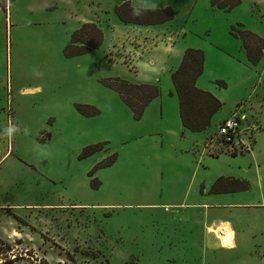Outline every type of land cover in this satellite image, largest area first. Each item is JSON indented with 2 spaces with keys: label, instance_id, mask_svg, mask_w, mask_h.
I'll list each match as a JSON object with an SVG mask.
<instances>
[{
  "label": "rangeland",
  "instance_id": "374dc122",
  "mask_svg": "<svg viewBox=\"0 0 264 264\" xmlns=\"http://www.w3.org/2000/svg\"><path fill=\"white\" fill-rule=\"evenodd\" d=\"M134 2L171 8L173 17L167 20L171 25L156 35L163 33L161 40L172 45L185 32L189 47L204 53L197 87H210L219 94L218 116L231 108L235 98L243 108L264 88V0H239L229 10L211 0ZM24 3L21 0L10 10L0 7V158L8 151L0 159V201L57 200L65 205L0 206V263L264 264V207L208 208V223L211 218L232 221L237 243L230 249L216 246L202 224L178 216L172 206L153 204L168 202L186 182L170 177L161 164L172 159L170 135H163L164 147L158 148V132L171 127L170 105L176 98L170 92L171 79L160 76L155 104L139 121L133 120L117 92L101 82L120 75L115 64L135 73V63L126 55L117 58L121 45L108 46L106 34L105 44L67 57L63 48L73 31L67 34L65 26L53 23L55 18L29 12ZM237 22L263 41L256 63L248 59L241 40L230 34L232 25L235 31L242 28ZM127 41L140 44L135 38ZM76 104L98 112L83 115ZM161 108L167 120H160ZM8 124L17 128L10 138L3 131ZM153 131L155 135H148ZM132 135H142L134 152L123 143ZM98 142L104 143L101 150L78 159L83 147ZM114 152L116 161L87 174ZM226 163L221 158L217 165ZM178 165L182 173L187 171L182 158ZM243 196L248 197L226 195L222 201H258L255 189Z\"/></svg>",
  "mask_w": 264,
  "mask_h": 264
},
{
  "label": "crops",
  "instance_id": "0c3cea01",
  "mask_svg": "<svg viewBox=\"0 0 264 264\" xmlns=\"http://www.w3.org/2000/svg\"><path fill=\"white\" fill-rule=\"evenodd\" d=\"M20 1L21 0H5V8L8 7L7 10H10L11 5H16ZM23 3L24 5H28L29 12L34 10L36 12L48 13L47 19L55 18L56 21L53 23L65 26L67 34L77 29L83 23L96 24L101 30L103 36L101 45L105 44L107 34L109 36L108 46L121 45V51L118 53L117 58L119 59L126 55V58H129L131 63H135V73L126 69L124 64H115L121 71V76H119L130 82L151 83L157 85L161 79V75H167L170 79V74L179 65L185 48L191 46L190 43L185 42V32H181L182 35L179 36L172 45H168L165 40H161V37H164L163 33L162 35H156V32L161 33V30L166 29L165 26H170L171 23L169 22L171 21L150 24L124 23L118 18L114 11L115 6L119 5L121 0H23ZM129 4L136 9H163V7L160 6L157 8L156 6L141 5L134 2V0H129ZM130 38H135L140 44L132 45L127 41V39ZM111 47L117 49L116 46ZM204 61L203 53L201 74L204 70ZM201 74L195 81L196 86ZM170 83L171 95L174 94L172 97H176L175 104L173 105L172 101V105H170L171 127L166 128L164 132H158L160 134L158 148L163 149L164 147L163 135H165V133L170 135L171 139L168 142V146L171 148L170 155L172 159L168 164H165L164 162L161 164L164 168L167 167L166 169L168 170L170 177L173 179H183V183L184 180L186 182L184 190L171 196L168 202L153 204L159 206H172L176 209L175 213L179 214L178 216L181 215L184 218L193 219L194 225L202 224L204 226V234L206 233L205 231H207L208 226L215 227L220 222L225 223V225L233 232L234 245L229 247L231 249L235 247L237 243V231L235 230L232 221L225 218H211L208 223L207 210L210 207L223 206L225 204H257L259 207H264V88L258 93L255 92L252 97L246 101L245 106L241 108L240 111V114L244 116V118L248 121L257 123L259 126V130L255 133L252 149L249 152L238 155H209L202 150V142L215 130L216 125L223 118L230 115L232 111L237 108L240 102L239 98H235L231 108L218 116V112L221 110L222 106L221 103L220 108L211 116L210 125L202 131L193 132L184 128L181 123L178 98L171 80ZM200 89L209 91L218 99L220 98L219 94L210 87H203ZM157 97L149 102L144 109L141 118L145 116L147 109L155 104L153 102H155ZM159 102V106H163V100ZM129 113L132 117L130 109ZM159 113L161 121L168 119L164 118L163 108L159 109ZM140 119L136 121H139ZM210 128L214 129L211 133H207ZM155 134L154 131L148 133V135ZM141 137L142 135H132L130 138H127L128 140L125 139L123 143H125L126 148L128 146L130 152H134L137 147V140L141 139ZM108 149L109 148L106 150ZM106 150L105 152H107ZM6 154L7 152H5L2 157ZM132 154V161H135V153ZM2 157L0 159H2ZM181 158L187 163V171L184 173L178 168V162ZM221 158L227 160L226 167L220 164L217 165L218 160ZM133 164L136 163L129 161V165ZM253 189L257 190L258 201H238L232 203H225L222 201L226 195H239V197L247 198L248 196H243V194H249ZM5 205L12 209H24L34 208L36 206L63 207L65 204L58 202L57 200L42 203L0 201V206ZM1 209L2 208H0V210ZM208 233L212 235L213 243L219 247V241L214 233Z\"/></svg>",
  "mask_w": 264,
  "mask_h": 264
},
{
  "label": "trees",
  "instance_id": "16d2710c",
  "mask_svg": "<svg viewBox=\"0 0 264 264\" xmlns=\"http://www.w3.org/2000/svg\"><path fill=\"white\" fill-rule=\"evenodd\" d=\"M211 3L217 4L215 6L224 10H229L236 6L239 0H211ZM0 7H5V0H0ZM114 11L124 23H160L173 17V12L169 7L163 9H136L130 6L129 0H121V3L115 6ZM236 24L240 27L243 26L239 22ZM230 34L241 40L248 59L252 63H256L262 53V39L243 27L235 31L233 25L231 26ZM102 39V32L96 24L83 23L73 30L69 42L63 48V53L67 57L87 53L91 49L99 47ZM202 63L203 52L197 48L187 47L183 52L179 65L170 74V79L178 98L181 123L184 128L193 132L206 129L210 125L211 116L221 106V102L217 97L209 91L198 88L195 84L197 77L202 72ZM101 82L117 92L120 99L131 110L132 117L135 120L141 118L148 103L160 93L156 84L134 83L119 76L106 77L101 79ZM87 106L76 104L75 108L83 115L97 114L98 111L94 107H88L89 111L84 109ZM38 141H43V139L40 138ZM103 145V142L86 145L78 154V159L85 158L101 150ZM116 156L117 154L114 152L105 159L100 160L93 165L87 174L92 176L97 169L111 165ZM94 179L92 178L90 181L92 186H95L93 184Z\"/></svg>",
  "mask_w": 264,
  "mask_h": 264
},
{
  "label": "built area",
  "instance_id": "2783aa9c",
  "mask_svg": "<svg viewBox=\"0 0 264 264\" xmlns=\"http://www.w3.org/2000/svg\"><path fill=\"white\" fill-rule=\"evenodd\" d=\"M240 111L238 106L216 125L215 130L202 142L204 152L209 155H238L252 149L259 126L244 118Z\"/></svg>",
  "mask_w": 264,
  "mask_h": 264
},
{
  "label": "bare ground",
  "instance_id": "6f19581e",
  "mask_svg": "<svg viewBox=\"0 0 264 264\" xmlns=\"http://www.w3.org/2000/svg\"><path fill=\"white\" fill-rule=\"evenodd\" d=\"M207 231L214 233L219 241V247H231L234 245L233 232L225 225V223L220 222L215 227L208 226Z\"/></svg>",
  "mask_w": 264,
  "mask_h": 264
},
{
  "label": "clouds",
  "instance_id": "9594fccd",
  "mask_svg": "<svg viewBox=\"0 0 264 264\" xmlns=\"http://www.w3.org/2000/svg\"><path fill=\"white\" fill-rule=\"evenodd\" d=\"M3 131L4 135L10 138L17 132V128L14 124H8Z\"/></svg>",
  "mask_w": 264,
  "mask_h": 264
}]
</instances>
